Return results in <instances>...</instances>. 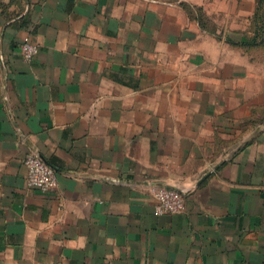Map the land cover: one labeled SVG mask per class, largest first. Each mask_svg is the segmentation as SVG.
<instances>
[{
	"label": "crops",
	"instance_id": "obj_1",
	"mask_svg": "<svg viewBox=\"0 0 264 264\" xmlns=\"http://www.w3.org/2000/svg\"><path fill=\"white\" fill-rule=\"evenodd\" d=\"M258 3L0 0V264H264Z\"/></svg>",
	"mask_w": 264,
	"mask_h": 264
},
{
	"label": "built area",
	"instance_id": "obj_2",
	"mask_svg": "<svg viewBox=\"0 0 264 264\" xmlns=\"http://www.w3.org/2000/svg\"><path fill=\"white\" fill-rule=\"evenodd\" d=\"M23 57L31 62L38 54L40 47L33 40L27 38L22 43ZM27 168L29 184L42 191L54 189L58 184L56 169L35 150L29 151L24 159ZM152 191L157 199L156 212L180 213L187 208L186 195L178 188L153 185Z\"/></svg>",
	"mask_w": 264,
	"mask_h": 264
},
{
	"label": "trees",
	"instance_id": "obj_3",
	"mask_svg": "<svg viewBox=\"0 0 264 264\" xmlns=\"http://www.w3.org/2000/svg\"><path fill=\"white\" fill-rule=\"evenodd\" d=\"M253 19L254 41L260 38L264 42V0H259Z\"/></svg>",
	"mask_w": 264,
	"mask_h": 264
},
{
	"label": "water",
	"instance_id": "obj_4",
	"mask_svg": "<svg viewBox=\"0 0 264 264\" xmlns=\"http://www.w3.org/2000/svg\"><path fill=\"white\" fill-rule=\"evenodd\" d=\"M157 186H164V187L177 188V187H175V186H169V185H166V184H165V185H163V184H161V185H160V184H157ZM178 189H179V188H178ZM182 191H183V190H182ZM183 192H184V191H183ZM184 193H185V192H184Z\"/></svg>",
	"mask_w": 264,
	"mask_h": 264
}]
</instances>
